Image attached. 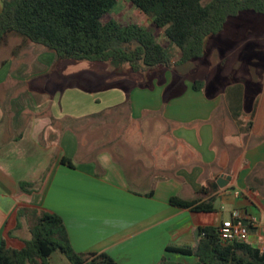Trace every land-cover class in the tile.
<instances>
[{
	"label": "crops",
	"instance_id": "obj_1",
	"mask_svg": "<svg viewBox=\"0 0 264 264\" xmlns=\"http://www.w3.org/2000/svg\"><path fill=\"white\" fill-rule=\"evenodd\" d=\"M61 62L28 41L0 52V243L23 247L33 209L60 217L78 253L193 264L165 247L193 245L195 229L218 227L236 210L257 219L247 242L259 245L264 92L248 114L244 81L217 92L174 71L172 58L142 72L109 63L100 74L66 73ZM220 177L229 179L222 188ZM173 196L213 199L215 211L173 207ZM48 263L71 264L59 251Z\"/></svg>",
	"mask_w": 264,
	"mask_h": 264
},
{
	"label": "trees",
	"instance_id": "obj_2",
	"mask_svg": "<svg viewBox=\"0 0 264 264\" xmlns=\"http://www.w3.org/2000/svg\"><path fill=\"white\" fill-rule=\"evenodd\" d=\"M165 40L175 47V65L203 58L207 38L217 36L228 19L244 12L264 16V0H128ZM116 0H1L0 46L16 34L24 41L44 47L56 60L108 62L126 65L133 72L170 66L169 55L151 32L138 24L120 25L104 20ZM201 83L194 81L195 90ZM62 164L71 167L68 159ZM21 192L30 193L33 184L21 183ZM203 191L200 190V193ZM169 205L193 212L212 213L214 200L169 198ZM31 238L19 250L0 243V264H49L59 251L71 264H115L105 253H78L68 239L60 217L33 209ZM251 228L248 229L250 231ZM193 245H167L165 255L194 257L193 264H264V251L249 242L223 243L218 227H199ZM158 264H185L162 257Z\"/></svg>",
	"mask_w": 264,
	"mask_h": 264
},
{
	"label": "rangeland",
	"instance_id": "obj_3",
	"mask_svg": "<svg viewBox=\"0 0 264 264\" xmlns=\"http://www.w3.org/2000/svg\"><path fill=\"white\" fill-rule=\"evenodd\" d=\"M107 19H113L123 26L138 24L144 27L167 49L169 55H174L171 62L174 71H186L190 80H203L205 87L225 94L226 89L232 84L244 81L246 83L245 113L251 112L264 92V16L244 12L228 19L218 36L207 38L202 59L178 67L174 64L177 60L175 47L170 45L163 37L162 31L156 29L150 19L140 13L128 0H116L115 6L104 18ZM250 22L255 25L251 27ZM238 24L237 27L233 26ZM23 41L18 35L10 34L0 46V52L6 48L16 47ZM108 67L107 62L65 60L57 68L66 73L100 74ZM228 220L229 218L225 221Z\"/></svg>",
	"mask_w": 264,
	"mask_h": 264
},
{
	"label": "built area",
	"instance_id": "obj_4",
	"mask_svg": "<svg viewBox=\"0 0 264 264\" xmlns=\"http://www.w3.org/2000/svg\"><path fill=\"white\" fill-rule=\"evenodd\" d=\"M257 225V219L245 216L234 210L228 221H223L218 226V238L223 243L246 242L248 239V229ZM260 251H264V239L258 245Z\"/></svg>",
	"mask_w": 264,
	"mask_h": 264
},
{
	"label": "water",
	"instance_id": "obj_5",
	"mask_svg": "<svg viewBox=\"0 0 264 264\" xmlns=\"http://www.w3.org/2000/svg\"><path fill=\"white\" fill-rule=\"evenodd\" d=\"M229 179L227 178V179H223L222 177H220L218 180H217V185L220 187V188H222V187H224L226 184H227V181H228Z\"/></svg>",
	"mask_w": 264,
	"mask_h": 264
}]
</instances>
